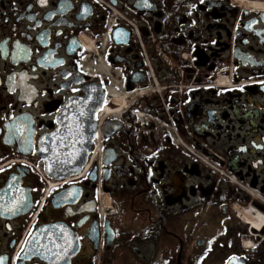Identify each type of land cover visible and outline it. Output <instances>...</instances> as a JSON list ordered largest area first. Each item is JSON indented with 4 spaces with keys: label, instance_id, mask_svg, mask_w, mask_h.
Wrapping results in <instances>:
<instances>
[{
    "label": "flooded vegetation",
    "instance_id": "obj_1",
    "mask_svg": "<svg viewBox=\"0 0 264 264\" xmlns=\"http://www.w3.org/2000/svg\"><path fill=\"white\" fill-rule=\"evenodd\" d=\"M230 39L239 46L235 81L252 82L201 89L186 107L189 95L173 89L181 57H226ZM153 75L166 92L109 117L87 177L38 171L42 143L70 100L94 84L105 91L113 77L137 92ZM258 78L264 0H0V264H264ZM136 109L171 122L218 169L155 124H135Z\"/></svg>",
    "mask_w": 264,
    "mask_h": 264
},
{
    "label": "water",
    "instance_id": "obj_2",
    "mask_svg": "<svg viewBox=\"0 0 264 264\" xmlns=\"http://www.w3.org/2000/svg\"><path fill=\"white\" fill-rule=\"evenodd\" d=\"M196 57L199 66H206L209 62V58L200 53ZM248 63V60L243 61V64ZM210 69L213 67L210 66ZM84 90L86 95L83 98L70 100L66 104L58 118V127L42 143L40 155L53 178L64 179L79 174L87 165L98 130L104 132L107 129L108 120L100 126L97 119L104 106V89L94 84ZM193 111L194 108L190 109L189 116Z\"/></svg>",
    "mask_w": 264,
    "mask_h": 264
},
{
    "label": "bare ground",
    "instance_id": "obj_3",
    "mask_svg": "<svg viewBox=\"0 0 264 264\" xmlns=\"http://www.w3.org/2000/svg\"><path fill=\"white\" fill-rule=\"evenodd\" d=\"M89 68L87 69V72L90 74H93L94 71L92 69H89ZM102 70H104V72L108 73V70L106 67L103 66ZM96 73H98V72H96ZM106 76H108V75H106ZM117 79H116V77L111 78L110 85L107 88L108 93H107V99H106L105 107L98 114V120L100 123H102L104 120L108 119L109 117H118L119 118L120 115H122L125 111L130 109V107L132 106V104L134 103V101L137 98L146 94V92H144V91H137V92L126 94V92H124V87L122 85L123 83H119ZM122 87H123V89H122ZM111 104H115V106L112 107ZM96 148L98 149L97 153L98 154L101 153L102 149H101L100 145L97 144V141H96ZM91 158H93V157H91ZM89 163H91V162H89ZM90 168H91V165L89 164L88 167L86 168L84 175H86V173L89 172Z\"/></svg>",
    "mask_w": 264,
    "mask_h": 264
},
{
    "label": "built area",
    "instance_id": "obj_4",
    "mask_svg": "<svg viewBox=\"0 0 264 264\" xmlns=\"http://www.w3.org/2000/svg\"><path fill=\"white\" fill-rule=\"evenodd\" d=\"M224 70L225 69H221L220 70L219 76L217 77V79L212 84H210L211 86L215 85V84L218 85V86H221V85L225 86V85L229 84L231 79L227 75L223 74ZM199 71H200L199 68H197L195 66V71L193 73V76H192V79H191L190 83L188 85H185V86H180V88H183V87H185L186 89L196 88L197 87L196 79H197Z\"/></svg>",
    "mask_w": 264,
    "mask_h": 264
},
{
    "label": "rangeland",
    "instance_id": "obj_5",
    "mask_svg": "<svg viewBox=\"0 0 264 264\" xmlns=\"http://www.w3.org/2000/svg\"><path fill=\"white\" fill-rule=\"evenodd\" d=\"M156 88H155V91H156V93H158L159 94V92L160 93H163V90H164V86L163 85H158V86H155ZM181 94V92H179V95ZM112 107H113V105H111ZM194 108H196V107H194ZM185 112V110L183 109V113H182V115L183 116H185L186 115V113H184ZM160 130V129H159ZM186 153L189 155L190 153L189 152H187L186 151ZM193 156L197 159V157L199 156L200 157V159H202L203 161L205 160V157L207 156V155H205V154H203V153H201V152H196V151H194V154H193ZM199 161V160H198ZM214 167H216L217 168V166H214Z\"/></svg>",
    "mask_w": 264,
    "mask_h": 264
},
{
    "label": "trees",
    "instance_id": "obj_6",
    "mask_svg": "<svg viewBox=\"0 0 264 264\" xmlns=\"http://www.w3.org/2000/svg\"><path fill=\"white\" fill-rule=\"evenodd\" d=\"M176 77V73H174V78Z\"/></svg>",
    "mask_w": 264,
    "mask_h": 264
},
{
    "label": "snow or ice",
    "instance_id": "obj_7",
    "mask_svg": "<svg viewBox=\"0 0 264 264\" xmlns=\"http://www.w3.org/2000/svg\"><path fill=\"white\" fill-rule=\"evenodd\" d=\"M3 169H0V171H2ZM59 258H62V257H59Z\"/></svg>",
    "mask_w": 264,
    "mask_h": 264
}]
</instances>
